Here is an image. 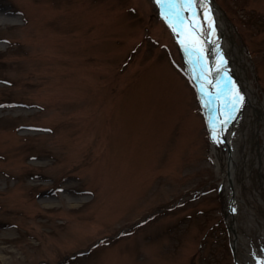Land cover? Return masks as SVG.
Returning <instances> with one entry per match:
<instances>
[{
    "label": "rangeland",
    "instance_id": "rangeland-1",
    "mask_svg": "<svg viewBox=\"0 0 264 264\" xmlns=\"http://www.w3.org/2000/svg\"><path fill=\"white\" fill-rule=\"evenodd\" d=\"M213 5L249 95L234 198L155 0H0V264H234L236 235L264 264V0Z\"/></svg>",
    "mask_w": 264,
    "mask_h": 264
},
{
    "label": "snow or ice",
    "instance_id": "snow-or-ice-1",
    "mask_svg": "<svg viewBox=\"0 0 264 264\" xmlns=\"http://www.w3.org/2000/svg\"><path fill=\"white\" fill-rule=\"evenodd\" d=\"M157 4L163 5L164 8L167 9V14L164 11H161V15L164 16L165 20L171 24L178 22L180 25L184 24L185 18L187 17V27H174V31L179 33H185L189 37H191L192 33L202 29L204 24L202 21H209L208 28L211 29L212 24L209 16L203 15L204 10L209 5V0H156ZM203 34V33H201ZM179 39V37H178ZM181 43L184 44V41L181 40ZM186 51H190L193 53L191 63L193 66H199L200 73L207 75L209 71L208 68L203 63L202 54L199 49L195 47L194 43H190L185 46ZM221 63L223 64V59H221ZM239 96L232 100L231 102L225 101V106L229 108V113L235 108L239 107L237 100ZM227 119L220 120L218 122V127L222 130L227 124ZM217 125L210 122L209 127L210 130L214 129ZM212 137L214 140L219 142V139H222V132L217 133L212 131Z\"/></svg>",
    "mask_w": 264,
    "mask_h": 264
},
{
    "label": "bare ground",
    "instance_id": "bare-ground-1",
    "mask_svg": "<svg viewBox=\"0 0 264 264\" xmlns=\"http://www.w3.org/2000/svg\"><path fill=\"white\" fill-rule=\"evenodd\" d=\"M213 5V0H209V5L208 7H212L209 9L210 11V15H209V18H210V21H211V24L215 26V31L221 33V36L223 35H226V32L228 30V25L226 24L225 22V15H223V13ZM207 7V9H208ZM6 13V10L5 8H2L0 7V24L2 23H9L7 22V19L4 18V14ZM217 40V39H216ZM222 41V42H221ZM220 42L217 40L214 44V49L216 50V52L220 55L223 50L225 51L226 49V46L225 45H228L227 43L223 44V39L221 40ZM230 43H232V41L230 40ZM231 44H229V47H230ZM221 59H223V64L221 63ZM220 61V65L221 66H224L231 69V71L233 73H235V69H232L231 65L227 63V58L225 57L224 53L222 54V57H220L219 59ZM235 63V62H234ZM238 65V63H237ZM237 79V76L235 77ZM228 86V85H227ZM239 86V84H238ZM230 87V85H229ZM228 87V88H229ZM225 89V91H223V94L226 93V88L225 86L223 87ZM232 88V86H231ZM242 90V93L240 94L239 91L235 88L234 90V93H233V98L232 100H234L237 95L239 96V99L237 100V103L239 104L240 103V107H237L235 108L234 110H232L231 112H233L234 114L232 116L229 117V121L227 122V124L225 125V127L223 128V134L225 136V139H226V143L224 144V146H226L227 144L231 145L232 144V140H233V134L235 132V130L237 129V126H236V121L237 119L240 117L241 113H242V110H241V106L244 104L245 101L248 100V94L247 92H245V90L241 87L240 88ZM229 91V89H228ZM236 109H239V111L237 110L238 114L236 113ZM256 111L259 113L261 112L260 108L256 109ZM213 145H215V141L213 139ZM215 148L213 146V149H214V154H215V164L220 166V161H219V157L217 156L216 154V151H215ZM232 150L229 154V158L227 157L226 158V165L225 166H220L222 167L221 169V176L223 178L224 181L227 182V179L229 178L230 180L234 179L235 177V160H234V157H235V149L233 148V146H231ZM227 156V155H226ZM227 217H228V221L230 222V220L232 219V221L230 222V225H231V228L234 230V232H237V229H238V222L236 221L235 219V216H233L231 213L227 214ZM235 242V245L236 247H239L241 241L239 239V236L236 235L235 238H234V241ZM242 244V243H241ZM237 264H240L239 260L237 261Z\"/></svg>",
    "mask_w": 264,
    "mask_h": 264
},
{
    "label": "water",
    "instance_id": "water-1",
    "mask_svg": "<svg viewBox=\"0 0 264 264\" xmlns=\"http://www.w3.org/2000/svg\"><path fill=\"white\" fill-rule=\"evenodd\" d=\"M214 96H215V94H214ZM228 153H229V148H228ZM231 185V184H230ZM233 194V193H232ZM231 198H233V195H231ZM231 199L228 201V207H227V209H228V211L229 212H231ZM225 215H227V212H226V214ZM232 221V219L230 220V222ZM230 222H229V224H227V228H228V231L229 232H232V233H234V230L231 228V225H230ZM231 249H232V253H233V258H234V264H236V262H237V258H236V256H235V251H234V245H233V243H231Z\"/></svg>",
    "mask_w": 264,
    "mask_h": 264
}]
</instances>
